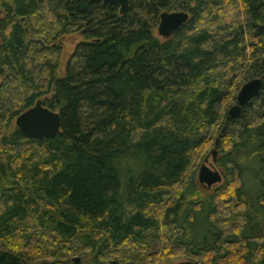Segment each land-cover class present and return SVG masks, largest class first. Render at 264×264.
<instances>
[{"label": "trees", "instance_id": "trees-1", "mask_svg": "<svg viewBox=\"0 0 264 264\" xmlns=\"http://www.w3.org/2000/svg\"><path fill=\"white\" fill-rule=\"evenodd\" d=\"M175 10L189 20L160 37ZM0 38V264H264L263 0H0ZM37 100L60 115L53 137L12 125ZM217 138L208 188L195 160Z\"/></svg>", "mask_w": 264, "mask_h": 264}, {"label": "water", "instance_id": "water-1", "mask_svg": "<svg viewBox=\"0 0 264 264\" xmlns=\"http://www.w3.org/2000/svg\"><path fill=\"white\" fill-rule=\"evenodd\" d=\"M91 3L101 2L104 5H115L119 8V13L124 14L129 8V0H88ZM264 1V0H263ZM188 14L182 11H164L159 16L157 34L162 38L170 37L175 31L180 29L187 21ZM24 19H21L23 22ZM1 45V38H0ZM263 87V78L257 77L245 82L236 95V103L231 106L227 115L230 119H235L240 114L241 108L247 105L252 99L257 97ZM16 128L27 139H42L55 136L60 130V115L58 112L50 110L42 105L41 100H37L34 106L25 110L15 119ZM219 146V139L215 140L211 150V162L204 158L197 174L198 182L208 188L219 182L223 175L216 169V152ZM173 264H196L190 260L179 261Z\"/></svg>", "mask_w": 264, "mask_h": 264}, {"label": "rangeland", "instance_id": "rangeland-1", "mask_svg": "<svg viewBox=\"0 0 264 264\" xmlns=\"http://www.w3.org/2000/svg\"><path fill=\"white\" fill-rule=\"evenodd\" d=\"M177 11V10H175ZM155 33L157 34V32L155 31ZM158 35V34H157ZM80 39V36L76 33V34H73V35H67L66 37H64L63 41H62V47H63V51H62V55H61V58H60V69H63L69 55L72 53L73 51V48L75 46V43ZM1 80V78H0ZM233 104H230L228 107L230 108ZM228 108V109H229ZM13 126H15V121H13L12 123ZM0 131L1 132H4L5 129L3 127H0ZM220 142V141H219ZM225 148H226V145H225ZM213 149V141L211 143H209L206 148L204 149V152L202 153V155H200L196 160H195V164L197 165V174H198V171H199V167L203 161V159L205 157L208 158V162H211V150ZM224 149L223 145L221 144V147H220V144L217 148V152H216V159L218 158L219 154H220V151ZM216 169H218V171L222 174V171L221 169L218 167L217 165V160H216V165H215ZM223 175V174H222ZM222 180H220L219 182L215 183L212 185V188L214 187H217L221 184ZM202 185V184H201ZM236 212L235 211H231L229 210L228 212H223L221 211V215L219 216L218 220H219V224L220 226H222L227 232L229 231V229H232L234 224L236 223ZM158 247H154L153 249L154 250H158L157 249ZM88 258L86 257H80V256H76L73 258V262L74 264H84L86 263ZM184 260H189L188 258H186L185 256L182 255V253H178L177 255H175L174 257H172V260L170 263H176V262H179V261H184ZM191 260V259H190ZM169 263V262H168ZM167 262L166 263H163V264H168ZM154 264H157V263H154Z\"/></svg>", "mask_w": 264, "mask_h": 264}, {"label": "flooded vegetation", "instance_id": "flooded-vegetation-1", "mask_svg": "<svg viewBox=\"0 0 264 264\" xmlns=\"http://www.w3.org/2000/svg\"><path fill=\"white\" fill-rule=\"evenodd\" d=\"M182 12H185V13H187L188 14V17L190 18V14L187 12V11H182ZM189 20V19H188Z\"/></svg>", "mask_w": 264, "mask_h": 264}]
</instances>
